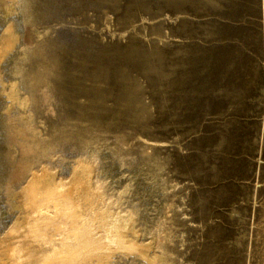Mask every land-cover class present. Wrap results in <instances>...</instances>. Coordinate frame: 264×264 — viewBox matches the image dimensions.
<instances>
[{
  "label": "rangeland",
  "instance_id": "1",
  "mask_svg": "<svg viewBox=\"0 0 264 264\" xmlns=\"http://www.w3.org/2000/svg\"><path fill=\"white\" fill-rule=\"evenodd\" d=\"M0 51V239L90 165L158 264H264V0H0Z\"/></svg>",
  "mask_w": 264,
  "mask_h": 264
},
{
  "label": "bare ground",
  "instance_id": "2",
  "mask_svg": "<svg viewBox=\"0 0 264 264\" xmlns=\"http://www.w3.org/2000/svg\"><path fill=\"white\" fill-rule=\"evenodd\" d=\"M11 93L17 99V86ZM75 172L71 186H62L50 169L32 176L24 188L22 217L0 239V264H110L118 253H137L158 264L152 245L139 240L133 212L91 185L92 166L81 165Z\"/></svg>",
  "mask_w": 264,
  "mask_h": 264
}]
</instances>
